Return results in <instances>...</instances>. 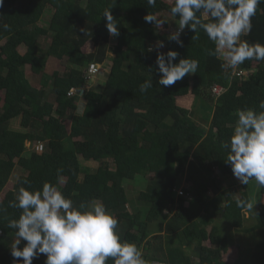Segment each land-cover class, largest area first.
Returning a JSON list of instances; mask_svg holds the SVG:
<instances>
[{
    "label": "trees",
    "instance_id": "1",
    "mask_svg": "<svg viewBox=\"0 0 264 264\" xmlns=\"http://www.w3.org/2000/svg\"><path fill=\"white\" fill-rule=\"evenodd\" d=\"M172 6L173 0H157L155 7L146 0H4L0 8V194L16 164L22 176L0 201V264H14L11 247L17 237L8 222L18 219L22 210L10 207V202H15L20 187L35 191L46 182L57 184L76 206L102 202L118 218L121 240L141 248L148 264H230L222 258L228 238L219 234L214 219L226 220L240 231L264 228V205L256 211L257 224L244 227L243 210L236 200L252 202L249 184L242 185L233 176L225 162L229 150L223 147L233 133L237 109L260 111L264 61H245L238 68L247 74L237 76L222 67V59L207 54L215 46L202 29L194 33L186 27L180 47L168 39L178 24ZM48 7L53 12L48 26L42 28L38 22ZM108 9L119 28L116 37L107 29ZM147 14L165 23L156 30L144 21ZM198 16L209 21L202 13ZM3 24L10 28L5 30ZM252 25L241 40L264 44V3L258 6ZM47 35L49 43L42 45L39 37ZM157 41L165 45L159 51L179 53L174 63L181 58L198 60L197 73L170 87L159 85L157 51H148ZM88 43L93 46L89 52L84 50ZM19 46L26 48L25 53L18 51ZM50 59L60 61L65 72L49 73ZM90 64L102 68L91 88L92 80L86 78ZM145 81H151L152 87L141 93L139 86ZM214 84L225 91L214 95ZM73 87L75 92L69 95ZM187 96L212 107L207 127L199 123L194 106L178 102ZM79 100L80 113L74 106ZM13 123L18 127L13 129ZM69 139L73 143L67 148ZM27 141L41 142L43 150L24 155ZM81 159L97 162V168L88 170ZM57 169L63 170V182ZM184 176L190 187L177 194L178 178ZM226 179L229 187L224 186ZM127 180L146 181L138 194L142 206L132 212L126 207ZM206 240L211 246L203 245ZM184 244L193 248L187 250ZM45 259L40 255L33 264H44ZM107 264L114 261L109 258ZM233 264H264V241L243 248Z\"/></svg>",
    "mask_w": 264,
    "mask_h": 264
},
{
    "label": "clouds",
    "instance_id": "2",
    "mask_svg": "<svg viewBox=\"0 0 264 264\" xmlns=\"http://www.w3.org/2000/svg\"><path fill=\"white\" fill-rule=\"evenodd\" d=\"M146 2L155 7L157 0ZM262 3L264 0H173L170 11L173 17H178V24L172 27L168 39L183 47L181 35L186 27L194 33L202 29L215 46L208 49L207 54L222 59L226 70H235L245 61H264V44L241 40L251 32L252 17ZM3 6L4 0H0V8ZM198 13L209 17V21L204 22ZM104 17L109 34L118 36L119 28L112 23L114 17L110 9L105 11ZM144 21L153 24L156 30L165 23L155 14H147ZM2 27L10 28L7 24ZM193 38L199 39V36ZM164 47L163 41H157L155 48L148 49L157 51L159 85L170 87L197 73L198 60L181 58L174 63L179 53L159 51ZM230 76L231 73L229 79ZM151 87L152 82L145 81L139 90L144 93ZM74 92L75 88L71 89L70 95ZM258 107L260 111L237 109L233 133L223 147L229 150L225 162L231 166L239 183L248 185L254 179L256 185L264 189V99L259 101ZM65 124L69 127L70 122ZM62 171L57 169L58 178ZM23 183L29 182L24 180ZM256 203L236 200V206L247 211H254ZM9 206L22 210L18 219L8 222V227L16 230L17 239L11 247L14 264H33L40 255L46 257L44 264H107L109 258L114 264H148L141 248L121 240L117 232L119 220L102 202L76 206L57 184L46 182L35 191L20 187L15 202H10ZM22 241L26 243L20 248Z\"/></svg>",
    "mask_w": 264,
    "mask_h": 264
},
{
    "label": "rangeland",
    "instance_id": "3",
    "mask_svg": "<svg viewBox=\"0 0 264 264\" xmlns=\"http://www.w3.org/2000/svg\"><path fill=\"white\" fill-rule=\"evenodd\" d=\"M53 9L51 7L47 8L46 13L44 14V16L39 20L40 22H38V25L41 26L42 28H46L48 26L49 20L51 18L52 15V11ZM40 38V42L42 43V45H46L47 43H49V36L47 35L45 36H41ZM26 48L23 46H19L18 47V51L23 54L25 53ZM84 50L89 52L93 50V46L91 43H88L85 47ZM47 71L49 73H52V71L54 70H59L60 72H65V69L61 66V62L57 61L55 59H50L48 61L47 64ZM96 76H92L91 78H89L90 80H92L91 82H89V88L94 87L97 83V80H95ZM2 97L3 94L1 93ZM180 101V102H179ZM178 102L184 105H187L189 108H192L194 106V109H192L195 112V115H197L198 117V121L199 123H201L204 127L208 126L210 117L212 115V107L204 102L203 100L196 98V97H192V96H187L185 98H180L178 99ZM82 100H79V102L75 103L74 106H76V108H78L76 111L78 113L81 112L82 109ZM1 105H3V103H1ZM11 127H14L13 129L17 128V123H13ZM20 128V127H19ZM18 128V129H19ZM234 128L232 129L233 132ZM73 141L71 139H69L67 142H65V146L67 148H70L72 146ZM26 146V151L24 153V155H29L31 151H37V152H41L43 150V144L41 142H30L27 141L25 143ZM82 165L87 168L90 171H93L97 168L98 163L94 162V161H84L81 159ZM21 166L16 164L14 171L12 173V176L9 180V182L7 183V185L5 186L4 190L2 191V193L0 194V201L2 200L3 196L10 190H12L14 188L15 183L17 182L18 178L20 176H22V172H21ZM185 176L184 177H179L178 178V185H177V189H176V193L178 194L179 191H185L186 189H188V187H190V185L187 183V181H185ZM233 180V179H232ZM238 181V180H237ZM239 182V181H238ZM231 185V182L229 179H226L224 182V186L225 187H229ZM146 186V181L145 180H127L124 182V188L128 197V204H127V210L129 211H133L134 208H138L141 207L142 204L139 203L138 201V194L139 191H141L142 189H144V187ZM211 194V192H210ZM249 196L250 198H252V203L256 205L254 206V211L256 212L262 205H264V194H260V188L256 185L255 180H251L249 183ZM92 204V203H91ZM89 204V206L91 205ZM254 211H247V210H243V215H244V227L245 228H249L254 226L255 224H257L258 220L256 217V214ZM165 213L167 214V210L165 211ZM218 223L219 224V234L222 237L228 238V250L226 251V253L223 254L222 258L224 261L233 264L238 257V254L241 252V250L243 248H245L246 246H249L251 248H254L257 244L261 243L264 241V228H257L253 231H240L237 230L236 228H234L229 222H227L226 220L223 219H218L215 218L214 221L212 222V224ZM211 225H209L207 227L208 231H210L211 229ZM154 234H151L150 236H152ZM203 245L206 246H211V243L209 241H204ZM184 248L185 249H192L193 246L189 247L187 244H184ZM192 254L193 257H195V254L193 253V250L190 252ZM154 264H165V263H161V262H157L154 261Z\"/></svg>",
    "mask_w": 264,
    "mask_h": 264
},
{
    "label": "built area",
    "instance_id": "4",
    "mask_svg": "<svg viewBox=\"0 0 264 264\" xmlns=\"http://www.w3.org/2000/svg\"><path fill=\"white\" fill-rule=\"evenodd\" d=\"M102 72V68L98 65H95V64H90L89 67L87 68L86 70V78H91L92 76H95V75H99L100 73ZM233 72L237 75V76H242V75H245L247 74L246 71L242 70V69H235L233 70ZM225 88L218 85V84H214L212 85L211 87V92L214 94V95H220L222 92H224ZM71 93H69L70 95ZM181 193V192H180Z\"/></svg>",
    "mask_w": 264,
    "mask_h": 264
},
{
    "label": "crops",
    "instance_id": "5",
    "mask_svg": "<svg viewBox=\"0 0 264 264\" xmlns=\"http://www.w3.org/2000/svg\"><path fill=\"white\" fill-rule=\"evenodd\" d=\"M84 71H85V70H84ZM232 71H233V70H232ZM233 73H234V72H233ZM74 88H75V87H73L72 89H74ZM224 91H225V90H224ZM222 93H223V92H222ZM222 93H221V94H222ZM221 94H220V95H221ZM193 97H194V96H193Z\"/></svg>",
    "mask_w": 264,
    "mask_h": 264
}]
</instances>
